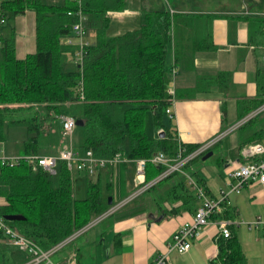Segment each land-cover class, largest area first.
<instances>
[{"label":"trees","instance_id":"trees-1","mask_svg":"<svg viewBox=\"0 0 264 264\" xmlns=\"http://www.w3.org/2000/svg\"><path fill=\"white\" fill-rule=\"evenodd\" d=\"M31 8L36 15L37 52L18 59L13 37H2L0 141L4 140L6 127H24L29 138L21 145V156L39 157L41 141L52 134L59 120L63 131V117L69 115L84 122L80 154L92 151L95 157L113 158L120 153L130 161L144 160L146 183L156 180L166 170L163 165L151 163L156 154L162 152L173 159L182 147L185 157L200 146L181 142L173 119H169L168 124L165 121L166 111L172 104L168 55L173 27L175 19L180 21L187 15L169 10L144 11L138 30L110 39L106 34L110 14L122 12L125 0H86L83 9L89 17L88 29L95 32V42L87 48L80 67L68 57L75 47L65 43L71 27L78 21L74 14L78 10L76 2L64 0L62 5H57L45 4L42 0H7L5 3L7 18L11 13L24 14ZM255 21L256 37L264 36V18ZM215 49L210 33L195 42V51ZM178 60L176 52L175 62ZM230 79L228 72L214 78L201 77L198 88L205 89L208 82L224 88ZM263 103L264 76L258 81L254 98L238 101L239 119ZM78 104L82 107L81 113L75 117L71 112ZM148 111L159 132L155 138L147 133ZM258 121L254 118L239 128L258 124ZM256 130L242 146L264 140V128L259 125ZM58 144L57 140L55 145ZM212 151L213 148L190 161L182 171L188 173L195 162ZM71 173L65 161L58 162L55 174L45 171L38 161L30 163L24 158L13 166L0 163V215L22 216L23 219L7 221V224L19 235L39 244L42 250L53 248L106 213L115 203V184L108 186L110 194L106 196L100 177L93 179L83 172L87 177L86 197L76 199ZM194 174L197 184L211 195L205 179L198 171ZM185 177L182 172L174 173L144 192L157 191L166 181L172 182L158 196L172 206L167 209L159 203L166 218L184 212L195 213L198 208L199 200ZM224 208L222 218L235 220L236 211L227 203ZM135 211L139 213L143 209ZM230 233L227 238H217L218 254L211 264H249L234 226L230 227Z\"/></svg>","mask_w":264,"mask_h":264},{"label":"crops","instance_id":"crops-1","mask_svg":"<svg viewBox=\"0 0 264 264\" xmlns=\"http://www.w3.org/2000/svg\"><path fill=\"white\" fill-rule=\"evenodd\" d=\"M239 2V0H200L196 4L199 5L196 6L199 9L194 7L196 9L186 11L177 7L174 11H170L188 16L180 21L175 19L173 41L169 48L171 57L168 63L169 88L175 92V103L171 108L172 114L166 115L175 122L179 138L183 143L203 144L213 140L216 141L215 146L222 143L227 134L238 128L237 124L232 129L224 131L228 127L229 118L237 117L239 120L238 101L254 98L258 93V81L264 76V66L260 65L258 58L261 47L264 45V36L256 37L258 25L255 20L264 18V9L258 0L254 4ZM88 22L89 20L86 23L87 29ZM136 30L138 29L133 31ZM209 33L216 49L195 51V42ZM25 46L22 43L19 49L16 45L18 59L23 60L27 55L34 54L28 53ZM19 50L21 54H18ZM176 52L179 56L177 62H175ZM68 57L72 63L78 65L73 54ZM221 72L231 74L227 87L222 88L212 82L214 85L211 86L208 82L204 86L205 89L198 88V81L201 77L214 78ZM227 103L233 104L231 115L225 110ZM259 117L258 120L261 119ZM259 122L261 121H258V124L247 126L248 136L238 143L239 145L234 142V145L232 144L235 150L232 158L222 160L225 177L224 175L220 177L223 183L228 184V173L241 162L242 143L254 135L260 125ZM166 123L168 124V121ZM261 126L264 128V125ZM158 133L157 131L156 136ZM22 143L23 141L20 143L18 157L21 156ZM65 147L60 145L51 147L52 149H46L48 152L45 154L39 152V157L58 159ZM12 155L15 156V154ZM124 170L127 176H124ZM204 173L205 176L202 177L210 191L209 196L217 198L220 193L217 189L219 186L215 187L219 183L218 178L209 171H204ZM96 176L100 177L102 183L104 179L106 180V187L111 183L116 184L117 180L120 186L124 183L130 187L138 186V164L137 161H128L119 167L101 170ZM109 194L110 190L106 196ZM143 195L145 194L125 197L121 202H125L124 205L95 221L94 225L85 229L76 240L55 253L52 256L54 263L67 264L73 261L75 264H152L159 254L168 252V243L173 235L183 224L192 222L195 213L184 212L166 218L154 199L149 204L145 200L139 201L138 199ZM239 195L229 201V206L237 213L235 220L231 221L250 222L258 216L264 217V188L259 184H248ZM0 203H2L1 199ZM155 206L157 209H154ZM164 207L170 209L172 206L166 203ZM113 208L112 206L107 212ZM140 208L143 211L135 213V210ZM239 216L241 220L237 221ZM236 227L239 229L237 230ZM234 228L242 243L248 263L264 264V232L249 229L244 224L234 226ZM217 238V229L213 225L205 227L188 252L169 253L168 264H211L218 254ZM3 246L23 249L15 245L10 238L0 234V247ZM30 258V253L25 258L12 255L10 264H22L23 262L26 264ZM2 264L7 263L4 260Z\"/></svg>","mask_w":264,"mask_h":264},{"label":"built area","instance_id":"built-area-1","mask_svg":"<svg viewBox=\"0 0 264 264\" xmlns=\"http://www.w3.org/2000/svg\"><path fill=\"white\" fill-rule=\"evenodd\" d=\"M7 0H0V46L2 44V26L6 24L7 16L5 10V3ZM78 5V10L74 12L77 16L78 21L71 27V33L66 38L65 43L68 46L75 47L73 56L77 61V64L82 66L84 58L87 53V48L91 45L90 41L86 39L87 36V14L84 12L83 3L86 0H74ZM71 15V13H69ZM264 52V45L261 47ZM264 61V54L262 57ZM169 94L172 98V104L167 109L166 114L171 115V108L175 103L174 97L175 92L169 89ZM264 115V103L256 108L254 111L246 115L239 123L238 127L249 122L254 118ZM77 119L72 116L63 117V132L64 135H72L75 127L77 126ZM216 141H208L195 149L193 152L184 157V148L179 149V153L175 158H168L164 153L156 154L152 159L151 163L155 165H163L166 170L156 180L146 183L144 176V169L146 162L144 160L137 161L138 164V190L132 195V197L138 196L147 191L151 186L156 184L158 181L167 178L168 176L182 172L188 179V184L195 191V194L200 201V206L195 211L193 221L187 222L181 226L179 230L173 235L171 241L168 243V252L159 254L153 261L152 264H168V254L171 252H178L180 254L188 252L194 245L205 227L213 225L217 229V236H230V227L238 225H246L249 229H258L264 232V217L258 216L250 222H235L222 218L224 214V205L229 204L230 194H240L244 187L248 184H259L264 188V143L262 141L254 142L243 146L240 150V163L229 173L228 186L231 188L221 190L217 198L209 196L205 189L197 184L189 175L182 171L183 167L190 161L206 153L208 150L213 148ZM29 160L30 163L38 161V164L50 174L56 173V165L58 161H65L68 169L72 172L76 169L79 172H83L90 176H96L99 171L107 168L115 167L116 165L126 163L130 161L126 156L122 154H116L113 158H98L95 157L92 151H87L85 154L75 152L72 148L65 147L60 153L58 159L52 157H22L19 156L15 159L1 157L0 163L2 166L11 165L18 163L21 159ZM234 181V183H233ZM125 202L114 207L110 212L104 213L103 215L92 220L83 229L75 232L73 235L65 239L63 242L54 246L53 248L45 251L42 250L35 242L19 235L11 226L7 224V220L0 215V234L10 238V240L17 246L28 250L31 255L30 260L26 264H55L52 256L61 250L63 247L68 245L70 242L75 240L85 229L94 225L95 221L102 219L103 217L113 213L118 207L124 205ZM68 264H75L73 261Z\"/></svg>","mask_w":264,"mask_h":264},{"label":"rangeland","instance_id":"rangeland-1","mask_svg":"<svg viewBox=\"0 0 264 264\" xmlns=\"http://www.w3.org/2000/svg\"><path fill=\"white\" fill-rule=\"evenodd\" d=\"M200 0H125V8L122 12L118 13H112L111 14V24L109 28L106 31L107 37H116L120 36L128 31H133L135 29H139L140 27V17L143 10L149 11V10H169L174 11L179 7L180 9H185L186 11H190L192 9H196L199 7V5H196L197 2ZM242 2V4L245 2L246 4H254L256 0H239ZM260 4H262V7L264 9V0H258ZM45 4H57L62 5L64 3V0H42ZM239 2V3H240ZM245 4V5H246ZM196 7V8H194ZM245 8V6H244ZM89 20V17L87 18ZM2 34L3 38H12L15 41V46L17 45L20 49V44L22 43L26 45V49L28 53H36L37 52V46H36V37H35V10L34 9H28L24 14H9L6 24L2 26ZM95 32L93 30L87 29V36L86 39H88L91 43L95 42ZM2 45V44H1ZM1 47V46H0ZM262 49V48H261ZM261 53L259 54V61L260 65L264 66V62L262 61L263 57V49L260 50ZM21 50H19L18 54H21ZM170 57L171 54L169 52L168 57V63H170ZM227 101V100H226ZM233 104H226L225 110L229 111V115H231ZM81 105L78 104L76 110L72 111V115L75 117H78L81 113ZM264 115L260 116L261 118L259 121L260 125H264V122L262 123V118ZM169 117L165 116V121H168ZM242 119H239L237 117L235 118H229L228 121V127L225 128L224 131L228 129H232L234 126H236ZM63 124V123H62ZM146 127L148 135L151 137H155L157 134L156 128L154 126L153 121V115L150 111L147 112L146 116ZM248 127L243 128H236L233 131H231L229 134H227L224 138V141L222 143H219L217 146L213 147V155L208 158L207 160H203V158L199 159L193 167L190 168L189 172L187 173L189 177H191L193 180L196 181V176L194 172L198 171L201 176H205L204 171H209L212 175H214L216 178H218L219 183L215 186H219L218 192L221 190L228 191L231 187L227 185V183H223V180L221 179V175L223 174L224 166L222 164V160H230L232 158V155L235 153V150H233V145L235 143H240L243 141L249 134V131L247 129ZM256 128V127H254ZM228 136V137H227ZM29 137V132L24 127H6L5 134H4V140L0 141V158L6 157L15 159L20 154V143L24 140H26ZM84 139V132L83 127L76 126L72 135L66 136L64 135V132L61 129V120H59L55 124L54 131L50 136H48L45 140L43 139L41 141V154H45L48 151L46 149H52L51 147H56L58 145L60 146H67L69 148H72L75 152H79V148L81 144L83 143ZM58 140V145L57 144ZM234 142V144H233ZM264 143V140H262ZM233 144V145H232ZM239 145V144H238ZM12 154H15L13 156ZM18 154V155H17ZM59 162V161H58ZM57 168V166H56ZM55 168V169H56ZM230 173V172H229ZM228 173V176H229ZM72 178H73V185H74V197L76 199H84L86 197V188H87V177L85 174L79 172L76 169L72 171ZM124 176L126 175V171L124 170ZM93 179H96L97 176H91ZM225 177V175H224ZM187 182L188 179L185 177ZM227 178V177H226ZM125 180V179H123ZM125 182V181H124ZM106 180H103V192L104 195H106L109 191L108 186L106 187ZM172 182L170 180L166 181L162 186L158 188V190H153L149 193H146L142 197H140L138 200H145L147 204L152 202V200L158 201L159 203L164 206L167 202L162 201L158 196L161 193H164V189L169 187V185ZM139 186H132L126 185L125 183L121 186L118 183V180L114 186L113 190V197H114V205L113 207H116L119 205L125 197H129L133 195L137 190ZM107 189V190H106ZM221 189V190H220ZM193 193L195 194V191L192 189ZM196 195V194H195ZM229 201H232L234 197H239V194L233 193L230 194ZM200 204V202H199ZM198 204V205H199ZM154 209H157L155 206ZM241 217L239 216L237 221H240ZM237 230L239 229L236 227ZM256 230V229H253ZM6 252V254H5ZM12 255H19V257H24L29 255L28 250L21 249V248H12V246H3L0 247V264L3 263L5 260L7 264H10L12 261ZM28 258V257H27ZM23 262L22 264H24ZM68 264V263H67Z\"/></svg>","mask_w":264,"mask_h":264},{"label":"water","instance_id":"water-1","mask_svg":"<svg viewBox=\"0 0 264 264\" xmlns=\"http://www.w3.org/2000/svg\"><path fill=\"white\" fill-rule=\"evenodd\" d=\"M77 126L79 127H83L84 126V122L82 120H77ZM160 137H164V134H160ZM213 155V152H210L208 154H206L204 157H203V160H207L208 158H210L211 156ZM109 204L112 205V198H109ZM7 221H17V220H21L23 219L22 216H16V215H11V216H5L4 217Z\"/></svg>","mask_w":264,"mask_h":264},{"label":"bare ground","instance_id":"bare-ground-1","mask_svg":"<svg viewBox=\"0 0 264 264\" xmlns=\"http://www.w3.org/2000/svg\"><path fill=\"white\" fill-rule=\"evenodd\" d=\"M262 44V43H261ZM191 163V162H190ZM187 165V164H186ZM186 171V170H185ZM187 171H189V170H187ZM180 175V174H179ZM107 190V189H106ZM131 203V202H130ZM78 238V237H77ZM76 240V239H75ZM39 245V244H38Z\"/></svg>","mask_w":264,"mask_h":264}]
</instances>
